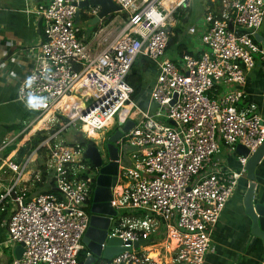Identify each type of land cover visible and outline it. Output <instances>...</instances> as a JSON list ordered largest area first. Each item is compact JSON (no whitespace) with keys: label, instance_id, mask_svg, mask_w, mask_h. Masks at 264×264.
<instances>
[{"label":"built area","instance_id":"2783aa9c","mask_svg":"<svg viewBox=\"0 0 264 264\" xmlns=\"http://www.w3.org/2000/svg\"><path fill=\"white\" fill-rule=\"evenodd\" d=\"M84 1L47 0L36 10L44 40L18 98L39 115L0 152L41 120L44 129L60 127L30 155L9 157L0 167V173H13L12 184L0 194V205H12L9 241L24 244L21 258L10 264H82L87 207L96 184L91 171L98 168L85 157L86 144L57 138L80 121L86 139H99L97 131L110 129L116 116L132 119L135 126L117 142L119 173L111 201L117 216L111 217L108 236L131 249L100 264H204L225 205L246 176L249 157L264 143L257 105H241L248 73L258 60L264 65V49L255 38L264 23V0H220L219 6H209L205 51L173 57L168 48L175 13L192 0H114L127 21L99 52L76 26L80 11L89 20L99 12L93 6L81 10ZM141 55L158 65L145 109L133 99L128 81ZM30 96L38 106L30 105ZM67 96L74 101L66 110L60 103ZM240 144L249 155L237 153ZM40 147L46 156L32 169ZM224 148L236 154V168L219 159ZM49 172L53 191L32 195L25 182L43 184ZM121 209L126 214L118 217ZM140 240L148 244L135 248ZM148 246H162L165 256H151Z\"/></svg>","mask_w":264,"mask_h":264},{"label":"crops","instance_id":"0c3cea01","mask_svg":"<svg viewBox=\"0 0 264 264\" xmlns=\"http://www.w3.org/2000/svg\"><path fill=\"white\" fill-rule=\"evenodd\" d=\"M46 2L47 0H0V123L5 124L6 129V134L3 135L4 143L7 140V133L8 135L11 134L12 138L17 137L21 133V131L8 132L6 126L20 123L22 122L21 120L25 121L30 116L27 114L34 111L29 109L26 102L18 98V89L22 80L32 71L36 61L37 48L44 40L43 19L36 13V10L39 5ZM192 5L177 12L178 16L181 15V20L184 22L188 20V14L184 12L190 9ZM213 5L219 6L220 0H207L206 11L209 6ZM183 10L185 11L183 12ZM117 17H119V14L108 25H103L92 39L88 41V44L93 45L96 52L101 51L119 33L120 30L115 31L114 28H111ZM205 28L206 25L204 24L203 32ZM258 33L264 37V23L259 28ZM88 35L89 32L83 38L85 39V36ZM194 49L195 51H201L206 49V46L194 45ZM136 61L134 70H137V68L144 69L142 72L143 88L140 94L141 98L137 102L145 109L148 107L150 88L158 73V65L145 55H141ZM244 90L246 99L241 105L245 106L248 103H255L264 117V65L261 60H258L254 68L248 73ZM70 98L74 100V97ZM63 104L64 102L61 106ZM65 109L67 110V108ZM35 130L33 128L31 133ZM20 136L18 137L19 139ZM18 141L15 139L14 142L18 143V145L13 151L4 154L6 149H3L0 152V167L7 158H17V151L26 143L19 144ZM219 159L225 166L237 167L236 154L229 152L227 155L219 157ZM255 174L256 196L258 201L263 202L264 156L258 164ZM242 179L226 203L214 228L212 247L206 255L204 264H264V243L260 237L251 234L252 220L245 211L243 198L247 190L248 180L245 177ZM12 181V172L7 170L6 173H0V194L12 184ZM45 183L40 186L45 185ZM25 186H29L30 193L33 195L42 191L40 186L29 185L28 182H25ZM91 204L92 200L87 207L89 213ZM3 206L5 209H3ZM3 206L0 205V264H10L15 258L14 246L9 241L7 229L12 205L4 203ZM154 238L155 241L160 240V236L156 235ZM148 249L151 250V256H165V250L162 246H148ZM85 252L87 254L88 251Z\"/></svg>","mask_w":264,"mask_h":264},{"label":"water","instance_id":"95a60500","mask_svg":"<svg viewBox=\"0 0 264 264\" xmlns=\"http://www.w3.org/2000/svg\"><path fill=\"white\" fill-rule=\"evenodd\" d=\"M99 7L98 14L94 15L87 23V28L91 29L101 25L104 20L111 18L113 14H119L120 6L114 0H86L80 4V9L86 7ZM81 21V11L77 14L76 22ZM169 28L168 30H170ZM256 40L261 43L264 49V37L256 32ZM125 117V116H122ZM135 126V122L128 118L125 122L119 121L117 129L108 137L106 148L109 161L104 163L103 156L96 143L86 144L85 157L98 168L96 184L93 192V199L90 209L89 226L83 237V243L89 254L84 260H79L82 264H100L110 260L119 253L130 250V247L123 246L124 242L119 237H109L108 232L111 225V217L117 216V210L112 206L113 187L116 186L119 173V147L117 142L124 133L130 131ZM79 135L81 133L79 132ZM82 136V135H81ZM237 153L249 155V149L243 145H238ZM264 156V143L248 159L246 180H248L247 190L244 195V205L246 214L251 218V234L260 237L264 243V201L260 202L256 196V168ZM147 240H140L134 243V247L147 245ZM15 258L20 259L24 252V244L13 247Z\"/></svg>","mask_w":264,"mask_h":264},{"label":"rangeland","instance_id":"374dc122","mask_svg":"<svg viewBox=\"0 0 264 264\" xmlns=\"http://www.w3.org/2000/svg\"><path fill=\"white\" fill-rule=\"evenodd\" d=\"M192 7L188 10H183V12L185 14H188V20L186 22H184L183 20H181V15L178 16V13H176V19H177V25L174 27L173 31L176 32L175 28H178V41L170 48L169 53L170 55L173 57L174 54L176 53L177 50V46L179 43L184 44L185 46H187L190 50H195L194 49V45L197 46H202L204 45L202 42V36H203V30L202 28L204 27V24L206 23L205 20V15H206V7H207V0H192ZM127 20L123 17V15L120 13L119 17L116 18V20L113 22L111 28H114L115 31L116 30H121V28L123 27L124 23ZM87 21H80L76 23V26L80 28L81 32L79 33L80 36H84L86 33H88L87 31ZM108 25V24H107ZM106 26V25H104ZM88 36H85V41H87ZM92 47V46H91ZM87 105H90V102H86ZM137 103V101H136ZM30 116L28 118H26V120L24 121V125L27 127L29 125H32L33 121L36 119V117L39 115V112L36 111H32V113L29 114ZM23 121V120H21ZM59 125V124H57ZM57 125L52 126V130L50 129H44V125H39L38 127H35V131L31 133L30 129L29 131L26 132L25 135H23L22 139L20 141L19 138L16 139V141L20 143H25L27 140H29V138H31V136H33L34 134H36L37 131H42L41 133L45 135V137L50 136V134L52 133L51 131H55L57 128H59V126L57 127ZM81 122L78 121L77 122V127L71 126L69 128H67L66 131L61 132V134L58 136L57 138V142L61 141V140H65L67 141V143L69 144H76L77 141H81V137L79 136V132L81 129ZM119 126V120L118 117L116 116V121L115 124L108 130H98L97 133L99 134L100 138L99 139H93V142L97 144L103 158L104 161H107L108 159V152H107V148H106V143L103 142V140H105V138H107L108 136H110L112 134V130L111 129H115ZM38 128V130H37ZM43 128V129H40ZM110 130V131H109ZM6 134V129H5V124H1L0 123V146L3 145V135ZM98 134L96 133H92L91 136H95L98 137ZM16 135V133H15ZM14 135V136H15ZM28 135V136H27ZM6 136V135H5ZM13 136L11 134L8 135L7 133V141L12 140ZM16 137V136H15ZM14 137V138H15ZM13 145H18V143L14 142L12 143ZM6 154L7 153V149L4 150ZM131 152V149L128 150V153ZM230 151L228 149H223L221 155L219 154V157H223L225 155H227ZM44 156H46L45 152H42L39 154V158L38 156L34 157V161L31 163L30 168H35L36 165L38 163H40L42 161V159L44 158ZM91 174L96 178L97 174H98V170H92ZM246 177V176H245ZM52 181V172H49L48 176H47V182L45 183V185L40 186L41 184H39L38 186H40V190L44 191V190H48L49 188H51V184L50 182ZM33 195V194H32ZM126 214L125 210H119V215L118 217H120L121 215Z\"/></svg>","mask_w":264,"mask_h":264},{"label":"trees","instance_id":"16d2710c","mask_svg":"<svg viewBox=\"0 0 264 264\" xmlns=\"http://www.w3.org/2000/svg\"><path fill=\"white\" fill-rule=\"evenodd\" d=\"M117 15L118 14H113L111 16V18H109L107 20H104V22L101 25H97V26H95V27H93L91 29H87V31L89 32L87 41H89L90 39H92V37L95 35V33H97L103 27V25L109 24ZM81 21H85V22L86 21H89L88 16L84 12L81 13ZM178 28L179 27L175 28L176 29L175 30L176 32L173 31L174 32V35H172L170 37V40H169V48L168 49H170L178 41V38H177L178 35H179ZM204 51H205V49L204 50H201V51H195V50L193 51V50H190L184 44L179 43L178 46H177V50H176V53L175 54L176 55H180V56H182L184 54H193V55H196V56H200ZM136 62L134 63L133 68H132V70L130 72L128 81H129V83L134 88V93L132 95L133 99H135L136 101H139L140 98H141L140 97V94H141L142 88H143V74H142V72L144 71V69L137 68V70H134V67L136 65ZM27 115H29V114H27ZM24 127H25L24 121H22L20 123H15V124H11V125H7L6 126L8 132H12V133L22 131L24 129ZM116 129L117 128L112 129V133ZM41 132L40 131H37L36 134H34L33 136H31V138L28 141H26V143L23 146H21L19 148V150L17 151V159H22L24 156L30 155L34 150H36L39 147V145L41 144V142L45 139V135L42 134ZM22 137H23V135L20 136L19 141L22 139ZM91 141L93 142V140H90L88 142H91ZM83 145H85V143H83ZM15 148H16V145H13V144L7 146L6 147L7 154L9 152L13 151ZM42 151H43V147H40L38 149V152L41 153ZM89 163H92V162L89 160ZM92 166L94 167L93 164H92ZM46 191L51 192V191H53V189L50 188V189H48ZM85 251H88L86 249V247L80 252L79 259L84 260L86 258L87 254H86Z\"/></svg>","mask_w":264,"mask_h":264},{"label":"bare ground","instance_id":"6f19581e","mask_svg":"<svg viewBox=\"0 0 264 264\" xmlns=\"http://www.w3.org/2000/svg\"><path fill=\"white\" fill-rule=\"evenodd\" d=\"M67 97H64L63 100L60 103V105H62V103L64 102L63 107H65V108H66V105H68V102H73L74 101L72 98H70V97L67 98ZM130 108H131V105H128L126 107V109L124 110L122 116H125L127 114V112L129 111ZM44 121H45V119L44 120H41L39 123L35 124V126H37V125H44ZM35 126L33 128H35Z\"/></svg>","mask_w":264,"mask_h":264},{"label":"clouds","instance_id":"9594fccd","mask_svg":"<svg viewBox=\"0 0 264 264\" xmlns=\"http://www.w3.org/2000/svg\"><path fill=\"white\" fill-rule=\"evenodd\" d=\"M36 100H37V98H35V97H31V96H30V97H29V103H30V105L33 106V107L38 106Z\"/></svg>","mask_w":264,"mask_h":264},{"label":"flooded vegetation","instance_id":"af4514ba","mask_svg":"<svg viewBox=\"0 0 264 264\" xmlns=\"http://www.w3.org/2000/svg\"><path fill=\"white\" fill-rule=\"evenodd\" d=\"M81 135H82V134H81ZM81 135H79V136H80L81 139H82V140H81L82 143L87 144V143H91V142H92V141H91V142H88V141H90V140L86 139L83 135H82V136H81ZM244 177H245V176H244ZM244 177H242V178H244ZM242 178H241V179H242ZM241 179H240V180H241ZM242 180H243V179H242ZM239 182H241V181H239Z\"/></svg>","mask_w":264,"mask_h":264}]
</instances>
